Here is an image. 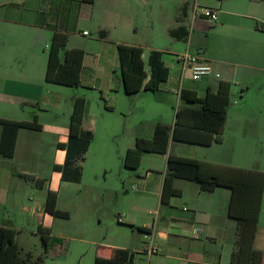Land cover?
<instances>
[{
    "label": "rangeland",
    "instance_id": "rangeland-1",
    "mask_svg": "<svg viewBox=\"0 0 264 264\" xmlns=\"http://www.w3.org/2000/svg\"><path fill=\"white\" fill-rule=\"evenodd\" d=\"M222 3L228 10L252 14L250 9L239 8L237 0H128L129 14L135 22V25L129 27L128 33L141 43L146 53L150 51L148 46L159 47L164 51L163 60L171 73L178 60L177 55L188 50L211 58L213 65L219 64L226 71L231 70L230 105L223 131L224 139L216 146L218 158L229 165L264 168V47L257 44L256 37L250 31L254 29L253 19L232 13L227 15L226 21L221 25L219 11L217 21L192 19L196 5L216 7L218 10L222 8ZM184 6L188 8L185 16ZM181 15L184 17L183 24L190 31L187 40L176 39L170 32L178 25ZM85 29L90 30V34L75 35L67 47L89 44L91 50L86 51H89L88 65H91L96 50L90 41L100 35L87 26ZM113 36L110 34V38ZM259 38L264 40V34ZM45 50V56H48V48ZM259 50L263 54L257 55ZM45 56L42 62L46 65ZM2 64L7 66L6 62ZM40 64L41 61L38 60L31 62L35 82L43 78L44 68L39 71ZM20 65L21 62L15 63V66ZM218 69L224 77L222 68ZM117 71L120 74V69ZM226 71L224 70L225 73ZM204 78L205 76L202 77ZM181 80L183 81H178L177 89L182 84L194 87L197 82L190 79L188 73H184ZM48 85L55 89L64 88L63 95L67 100L64 103L66 108H50L47 113L43 112L45 120L59 118L60 121L69 123L71 101L68 95L77 88L78 95L87 99L92 115L95 119L97 117L94 138L80 160L82 179L65 182L59 190L57 206L68 210L69 216L50 214L49 217H53L50 226L53 239L47 250L37 228L38 212L33 216L28 214L31 203L35 201L36 205L38 200L42 202L46 188H34L31 186L34 185L31 178L20 176L22 182L19 188H14V197L7 203L10 213L5 220L8 223L14 222L21 228L16 235L23 254L29 250L27 248H31L34 257L44 255L45 264H94L97 255L122 256L125 248L114 244H142L145 238L136 222L146 219L152 224L157 215L153 194L146 195L148 193L141 189L142 185L132 175H136L137 171L145 172L153 166H164L167 160L163 154L149 152L145 154L139 168L133 170L123 165L122 158L128 144L136 142V134L151 136L157 122L172 124L176 108L182 101L171 91L169 81L157 91L147 90L133 96H116L115 92L103 96L100 90L83 85L77 88L54 83ZM201 95L204 96V93ZM252 122L258 125L253 126ZM187 145L189 144H177L175 148L194 147L195 144ZM41 153L43 157L46 156V147ZM23 160L22 155L15 159L17 164H23ZM25 162L27 168L34 165ZM44 168L43 172H47L46 167ZM51 170L49 167L48 171ZM35 189L38 191L35 192ZM228 219L231 223L235 222L232 218ZM258 227L260 232L264 231V207L263 219ZM201 238L207 237L188 235L187 240L181 244L180 251L174 253L178 257H174L173 251L161 244L158 252L146 254L139 259L144 264H229V249L232 245L224 234L214 235L207 244Z\"/></svg>",
    "mask_w": 264,
    "mask_h": 264
},
{
    "label": "crops",
    "instance_id": "crops-1",
    "mask_svg": "<svg viewBox=\"0 0 264 264\" xmlns=\"http://www.w3.org/2000/svg\"><path fill=\"white\" fill-rule=\"evenodd\" d=\"M237 4L241 9H250L252 14L244 11L228 10L225 8L224 3H222V8L218 9L221 25L226 21L227 15L232 13L242 18H252L254 29L252 28L250 31L256 37L257 44L260 47H264V40L259 38L264 34V29L261 28L264 24V0H237ZM212 8L217 9L216 7ZM129 10L128 0H94L93 3L85 0H0V117L16 120H32L36 114L38 122L41 124L40 128H19L13 156H5L0 151V224L12 226L17 231L21 229L14 222L8 223L5 220L10 213L7 203L14 197V188L20 187V182H22L20 176L26 178L21 173H30L40 178L42 183L40 188H46L42 202L38 200L35 205L36 202L34 201L28 209L30 216L38 212L39 220L37 228L40 224L50 227L51 221H53V217H49L51 213L44 206L48 191L55 190L57 192L58 205L59 190L65 182H71V180L62 179L61 171L55 168V164H62L65 160L66 149L58 143H65L68 140L70 122L67 123L65 121L64 123L59 118L45 120L42 117V113H47L50 111V108L58 110L63 109V107L66 108L64 103L67 98L63 95L64 88L55 89L49 86L48 83L50 82L45 77L48 62V56H45V48L49 49L55 32L67 35L68 46L71 38L75 35H80L84 31H88L90 34L91 31L85 29V26L98 31L99 35L101 30L106 31L104 37L100 35L99 38L90 41L94 44L96 50L93 54L91 65H88L87 54L89 51H86L91 50L89 44H84L82 47L75 45L67 47V49L82 48L85 51L81 71V85L84 87L100 90L103 96L110 92H115L116 96H133L147 91L142 89L136 94H127L124 90L121 72L118 74L117 71L120 69L117 50L118 43L143 47L139 41L130 37L131 35L128 33L129 27L135 25L133 17L129 14ZM185 14H188V8ZM198 20L197 18L194 21ZM110 34L114 36L110 38ZM148 49L150 51L154 49L160 50L159 47L155 46H148ZM150 51L146 53L144 50V59H147ZM260 54L263 53H260L259 50L257 55ZM44 56L46 58V65L42 62ZM197 56L198 63L210 64L212 66V74L205 75L204 79L194 80L191 72L183 70L177 60L173 66V72L171 73L170 71L168 79L161 84L160 89L164 83L169 81L171 91L182 101L176 108V113L179 107L186 105L180 96L182 89L194 90L199 97H205L208 89L217 92L222 81L230 82V77L233 73L231 70L226 71V68L219 64L213 65L211 58L201 55ZM34 60L41 61L39 71H42V67L44 68L43 78L36 82L32 78L34 76V66L31 65V62ZM3 62H6L7 66L2 64ZM16 62H21V65L15 66ZM218 68H222L224 77H222ZM184 73H188V77L197 82L194 87L182 84L178 85L179 88L177 89L178 81H183L181 79ZM217 73L219 76H216ZM201 93H204V96ZM75 96H82L78 95V88L74 93L68 95V99L71 101L68 111L69 115L73 111ZM35 108L38 110H35ZM96 119L92 115L90 103L88 104L87 101L82 126L84 129H91L93 135L96 130ZM174 124L175 119L171 125L173 126ZM252 124L253 126L258 125L255 122H252ZM1 132L2 123L0 122V140ZM137 136L143 135L136 134L134 141H136ZM222 141H213L211 144L205 145L177 140L171 132L168 152L155 153L163 154L167 159L168 153L171 152L225 164L227 162L218 158L219 151L218 147H216ZM177 144L195 145H193L194 147H191V145L190 147H179L177 149L175 148ZM133 145H135V142L134 144H128L127 148ZM44 147L47 149V154L43 157L41 151ZM149 152L152 151H145L143 153L141 161L145 158V154H149ZM18 155L23 156V164L16 163L15 159ZM25 161L34 165L27 168ZM44 167H46L47 172H43ZM49 167L52 169L51 171H48ZM138 168L133 170H137ZM251 168L264 170V168L256 166ZM135 173L136 175L132 176L142 185L143 188L141 189L148 193L146 195L153 194V198L156 200L154 207H156L155 211L157 215L154 217L152 224H150V220L146 219L142 222H136L138 225L149 227V230L145 231L139 229L145 238L142 244L138 246H133L134 244L114 245H120L130 253L134 252V259L143 263L139 257L158 252L160 250H158V246L161 248V244L169 251H173L174 257H178L174 253L180 251L181 244L187 240L188 235L192 237L206 235V239H201L204 241V244H207L214 235L221 233L229 239V244L232 245L229 251L232 252L235 241L236 220L232 218L235 222L231 223L228 219L231 218L228 214L231 196V189L229 187L216 186L213 189H202L196 180L170 176L169 179L173 187V193L170 194L168 200H164L163 190L168 175L167 160L164 166H153L147 168L145 172L137 171ZM31 180L34 182L32 183L34 185L31 186L37 188L39 185L35 182V179ZM37 191L35 189V192ZM263 207L264 195L259 224H261L263 219ZM147 212L149 213L150 209ZM169 238H173V240H169ZM16 240L18 241L17 235ZM254 245L256 248L262 250L263 258L261 264H264V231L260 232L259 227ZM151 247L155 249L153 252L149 251ZM184 259L187 260V258ZM208 263L218 264L216 262Z\"/></svg>",
    "mask_w": 264,
    "mask_h": 264
},
{
    "label": "trees",
    "instance_id": "trees-1",
    "mask_svg": "<svg viewBox=\"0 0 264 264\" xmlns=\"http://www.w3.org/2000/svg\"><path fill=\"white\" fill-rule=\"evenodd\" d=\"M93 3L94 0H85ZM187 6L183 7L185 16ZM183 15L178 18V25L171 29V35L176 39L187 40L190 31L183 24ZM259 27V26H258ZM101 36L106 31H100ZM68 37L65 33L55 32L48 49L46 80L50 83L78 87L81 85V71L85 51L82 48L67 49ZM120 60L121 78L127 94H136L142 89L157 91L170 74V69L163 60V52L151 50L144 59V49L141 46L126 43L117 44ZM231 84L222 81L217 92L208 89L205 97H199L191 89H182L181 98L186 105L179 107L175 124L157 122L151 137L137 136L135 145L125 151L123 165L136 169L141 164L145 151L168 152L171 132L177 140L196 142L205 145L213 141H222L223 131L230 105ZM87 99L75 96L73 111L70 115L68 140L58 143L66 149L65 160L55 164L61 171L64 180L80 181L82 166L80 160L84 157L93 139V131L84 129L83 119L86 112ZM2 132L0 151L5 156H13L17 134L21 127L40 128L36 114L32 120H16L1 118ZM168 175L163 190V199L168 200L173 193L170 176L184 177L196 180L202 189H213L216 186H226L231 189L228 214L236 220L234 247L231 252L230 264H261L263 252L254 245L258 229L259 217L264 195V170L246 168L229 164L212 162L196 157L168 153ZM27 178L35 179L40 186L41 180L30 173H21ZM58 194L49 190L45 209L54 216L68 217L69 212L57 206ZM142 231L149 227L139 225ZM38 232L47 250L53 239L51 227L40 224ZM17 230L9 225L0 224V264H45L43 254L33 256L32 250L25 254L16 240ZM61 239V237H58ZM94 264H143L134 259V252L124 249L122 256L95 257Z\"/></svg>",
    "mask_w": 264,
    "mask_h": 264
},
{
    "label": "built area",
    "instance_id": "built-area-1",
    "mask_svg": "<svg viewBox=\"0 0 264 264\" xmlns=\"http://www.w3.org/2000/svg\"><path fill=\"white\" fill-rule=\"evenodd\" d=\"M197 18H205L217 21L218 19V10L211 7H204L196 5L194 7L192 19L193 21ZM264 29V24L261 26ZM83 35H89L88 31H84ZM178 62L181 64L183 70H189L192 74L194 80H199L205 75H210L213 73V68L210 64L198 63V56L193 54L191 51H186L177 55ZM216 76H219L217 73ZM155 249L151 247L150 252H153Z\"/></svg>",
    "mask_w": 264,
    "mask_h": 264
}]
</instances>
